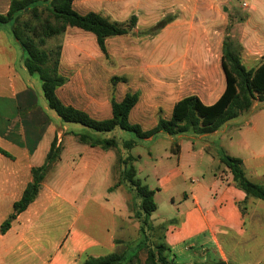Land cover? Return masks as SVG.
Instances as JSON below:
<instances>
[{
	"label": "crops",
	"instance_id": "obj_1",
	"mask_svg": "<svg viewBox=\"0 0 264 264\" xmlns=\"http://www.w3.org/2000/svg\"><path fill=\"white\" fill-rule=\"evenodd\" d=\"M74 2L75 0V9ZM94 2H99L100 7L84 13L75 10L80 14L98 13L117 23H126L131 16L136 17L135 28L128 35L107 39L106 49L109 40L129 36L136 28L155 26L167 16L170 20L162 28L165 32L151 37L154 41L150 39L148 53H156L159 49L164 53H192L195 48L213 53L211 59L208 58V64L203 63L196 69H191L185 63L176 68L180 75L179 80L167 85L162 91H153L147 94L148 97L140 91L132 92L139 94V100L130 111L128 119L130 123L140 127L147 122L153 124V128L157 123L156 119L170 118L174 104L186 96L195 95L206 106L218 100L225 89L221 57L226 35L240 44V62L246 70H255L264 61L263 2L258 5L259 13L255 6H251L250 15L240 19L234 17L223 39L214 40L211 36L202 35L195 41V46L190 44L194 42L189 29L193 23H183L184 19L180 15L183 13L184 17L189 18V11L205 10L209 7L214 10L211 3L206 5L200 0ZM227 16L231 19L229 13ZM179 22L183 24L178 25ZM172 31L174 32L171 34ZM169 33L172 42L179 40L181 44H167L164 47L160 45L158 49V41L168 42ZM185 33L188 35L186 40ZM2 39L7 40V34L0 35V40ZM11 40L14 43L12 37ZM26 74L29 75L24 65L18 67V70L11 64L0 65V150L10 155L6 157L0 153V226L12 213L13 203L21 198L26 185L31 181V169L43 164L50 143L55 137L57 143L62 141V150L60 160L53 165L54 176L57 185L63 188L60 194L55 192L46 211L37 209L38 193L28 208L11 222L9 229L4 234L0 233V264H81L86 257L99 258L111 254L125 241L127 233L123 226L128 215L126 200L121 195L119 186L114 187L119 181V175L116 178L113 172V183L107 188L109 195L113 192L117 194L109 198L112 208L106 211L110 214L111 222L108 227L105 226V231L100 236H94L75 226L80 210L77 209L78 199L74 196L71 184L72 180L83 176L84 171H93L102 165L107 170L116 167L121 144L118 142L119 149L109 150L81 144L73 133H82V129L67 127L51 115H47L51 123L63 125L62 136L51 124L46 131L39 134L34 124L31 129L33 137H37L36 141H32L29 134L26 138L25 135L22 136L25 140L17 137V133H13V126H17L13 123L16 115H21L20 107L23 106L32 115L38 114L34 102L36 95L32 93L30 77ZM66 83L56 90L64 105L82 110L95 120L111 117L110 99L97 101L90 95L91 99H84L85 102L81 105L63 100L59 91ZM47 109L46 106L45 110ZM42 112L44 114L45 111ZM68 129L73 131L67 132ZM219 134H222L221 138L226 136L229 147H237L236 154L227 153L242 161L246 178L264 188V102L255 101L248 113L238 116L212 134L197 137L196 141L203 144L183 141L185 136L177 137L179 152L176 170L166 172L165 169L166 174L157 179L158 188L154 190L148 187L154 191L155 200L157 195L168 194L187 180L190 183L188 194L182 195L175 214L171 216L176 218L163 228V243L168 249L165 254L172 264H264V210L256 203L258 199L246 196L235 186L231 174L220 163L215 151L208 146L207 136ZM44 135L48 139L45 150L40 153L39 147ZM169 139L175 142V137ZM167 148L169 145L163 148L162 154H150L155 168H163L164 161L170 158ZM68 157L72 162L65 160ZM65 196H74L69 207L62 204L66 200ZM170 204H175L173 197H170ZM66 218L72 220L67 223L64 221ZM152 221L163 226L159 220ZM62 227L65 229L62 230Z\"/></svg>",
	"mask_w": 264,
	"mask_h": 264
},
{
	"label": "rangeland",
	"instance_id": "obj_2",
	"mask_svg": "<svg viewBox=\"0 0 264 264\" xmlns=\"http://www.w3.org/2000/svg\"><path fill=\"white\" fill-rule=\"evenodd\" d=\"M200 1L205 2L206 5L207 3H211L214 10L209 7L205 10L189 11V18L184 17L183 13L180 15V17L184 19L183 23L187 21L193 23V26H191L192 28H189L191 38H194V42L190 43L193 44V46H195V41L200 39L202 35L211 36L214 40L218 38L223 39L224 35L227 34L230 24L233 23L234 17L240 19L250 15L251 6H255L257 13H259L260 6L258 7V5L262 2L264 3V0ZM9 2L10 0H0V13H6ZM243 2L249 7L244 8L242 6ZM74 6L77 11L84 13L89 9L99 8L100 4L99 2L96 4L94 0H75ZM227 13L231 15V19L227 16ZM225 21L226 24L224 23ZM183 23L179 22L178 25H182ZM153 27L154 26L150 28L146 27L145 29H142V27L136 28L129 36L109 40L107 43V59L100 53L93 35L75 28H68L62 36L47 40V43L43 46L45 49L52 48L57 44H60L62 47L60 74L65 77L68 82L60 89V97L63 100L80 105L85 102L84 99L90 100L91 96L97 101H109L111 97H115L117 101L123 97L125 93L140 91L141 94L148 97L147 94L153 91H157L158 89L162 91L167 85L177 83L180 75L176 68H179L182 64L185 63V65L189 66L191 69H196L197 66L203 63L208 64L207 61L208 58L211 59L212 52L207 53L205 50L198 51L197 48H195L192 53H164V51L160 50V45L164 47V45L167 44L172 45L174 43L175 46L181 44L179 40L172 42L171 34L174 31H172L171 34L169 33L167 38L169 39L168 42L163 40L161 42L158 41L157 46L159 50H157L156 53H148V43L150 39L153 40L151 37L165 32L161 29L155 35L147 34V30ZM10 32L11 24H0V35L3 34L6 36L7 34V40H0V65L3 66L5 63L11 64L18 70V67L23 65L24 54L22 56L23 52L12 42ZM184 37L186 40L188 35L185 33ZM114 76L124 77L126 79L125 84L118 82L115 87H112L110 79ZM27 77H30V88L32 93L36 95V100L34 99V102H36L35 108H37L36 112L38 114L32 115L31 113H27L26 108H23V106L20 107L21 115H16V120H14L13 124H16L17 127L13 126V133L16 132L17 137H20V139L23 135H25L26 138L29 134L32 136L30 139L36 141L37 137H33L34 133L31 129L34 124L39 134L46 131L49 124H51L58 133L61 132L60 135L62 136V132L64 131H62L61 127L63 125H55L48 120L49 117L47 115L54 117H56V115L49 109L45 110L46 103L41 92V84L38 77L36 75H27ZM42 110L45 111L44 114ZM66 125L67 127L85 131V128L76 124ZM152 126L153 124L147 122L141 125L143 130H149ZM71 131L73 130H67V132ZM97 135L105 139L114 138L119 144H121L122 141L128 140L137 142L129 152L120 150V156L124 158L126 155H131L135 158L134 163H132L136 172L135 178L143 186L155 190L158 188V178L165 175L168 171L171 172L176 170L178 155L174 154L172 149L174 148V143H178V138H175V142H173L169 139V136L159 133L152 140H137L133 134L117 129L112 132L99 133ZM221 135L222 134L207 136L208 146H210L215 153L217 150L227 155H229L227 151L231 154H236L237 147L235 145L229 147L226 136L221 138ZM190 137L192 136H185L182 139L188 143L199 142L196 141L197 137ZM22 139L25 140L24 138ZM47 139L48 136L46 138V135H44L42 144L39 147L40 153L45 150ZM199 143L203 144L202 142ZM167 145H169L167 152L170 154V158L164 161L163 168H155L150 154H162L164 152L163 148ZM57 146L62 149V141L57 143ZM65 160L67 162H72V159L69 157L65 158ZM52 167L53 168L46 174L39 190V202L37 201V209L39 210L42 209L46 211L55 192L60 194L63 188L57 185L55 180L56 176H54V166ZM203 168H205L204 165ZM121 171V164H116V167H112V169L109 170L105 168V165H102L93 171H84L83 176H79L78 180H72L73 184H71V188L74 191V196L78 199L76 202L77 209L80 210L75 221V226L78 229L87 231L94 236H100L102 232L105 231V226H109L108 224L111 222V219L106 209L111 210L112 207L109 198L112 196L114 197L117 192H113L112 195H109L107 193V188L113 183V172L117 178ZM200 175L203 174L200 173ZM191 176H193V174H191ZM86 177L88 178L86 179ZM189 185L190 183L187 180L185 184L177 186L174 191L168 194L161 193L157 195L154 200L157 209L152 213V220L161 221L164 227L171 223L170 221L176 218L175 216L174 218L171 216L175 212L178 202L182 200V195L184 193L188 194ZM118 189L126 200V212L128 215L123 225L126 227L127 231L125 241H122L121 246L116 251L124 255L126 260L131 258L132 255H135L132 264H145L147 244L138 251L134 250L135 248L137 249V245H139L140 241L143 239L139 230L140 224L136 219L139 201L135 197V194L125 184L119 183ZM69 190L71 189L69 188ZM74 196H65L66 200L62 204L69 207V205H71L70 201H73L72 197ZM170 197L174 198V205L170 204ZM256 203L261 205L263 211L264 204L259 200H256ZM70 220L72 219L66 218L64 221L68 223ZM152 220V224L158 226L154 224ZM248 226H250L249 223ZM64 227H62V230L65 229ZM160 235L161 231H157V233L151 235L149 237L150 242L153 244L155 240L158 241L156 238H159Z\"/></svg>",
	"mask_w": 264,
	"mask_h": 264
},
{
	"label": "trees",
	"instance_id": "obj_3",
	"mask_svg": "<svg viewBox=\"0 0 264 264\" xmlns=\"http://www.w3.org/2000/svg\"><path fill=\"white\" fill-rule=\"evenodd\" d=\"M73 1L10 0L6 13H0V24H11L14 44L24 53V68L30 76L38 77L47 108L62 124H76L85 128L82 133H73L79 143L102 150L117 149L118 142L114 138L105 139L97 135L116 129L133 134L137 140H152L159 133L175 138L205 136L238 116L248 113L255 101L264 102V61L255 70H246L240 62L242 50L240 44L236 39L226 35L223 39L221 57L225 89L218 100L210 106L204 105L195 95L186 96L174 104L170 118H159L153 128L144 131L140 125L132 124L128 119L130 111L139 100L138 93H127L119 102L111 97V117L105 120H95L82 110L64 105L56 94V90L66 83V78L60 74L62 47L57 44L45 49L43 46L46 41L62 36L68 28H75L93 35L100 53L107 59L106 40L128 35L136 26L134 16L126 23H117L94 12L80 14L73 8ZM169 20L162 19L152 29L147 30V34L155 35ZM118 82L125 83L126 79L115 76L110 79L112 87ZM136 143L134 140L122 141L120 150L128 152ZM173 147L174 154H178L177 142ZM61 150L55 137L50 143L43 164L31 169V181L26 185L21 198L13 203L12 213L1 224V234H4L16 216L25 211L36 199L46 174L60 160ZM120 150L117 162L122 165V171L114 187L119 186V183L125 184L139 201L136 219L140 224L139 230L143 239L134 250L138 251L147 244L145 264H172L165 254L168 249L163 243L164 226H154L151 222V215L156 211L154 191L136 180V172L132 165L135 159L130 155L123 158L120 156ZM0 153L10 157L4 151L0 150ZM216 155L231 174L235 186L246 196L264 203V188L246 178L242 161L217 150ZM157 231H161V235L156 238L158 241L154 239L152 244L149 237ZM134 257L135 255H132L126 260L124 255L115 251L99 258L86 257L81 264H132Z\"/></svg>",
	"mask_w": 264,
	"mask_h": 264
},
{
	"label": "built area",
	"instance_id": "obj_4",
	"mask_svg": "<svg viewBox=\"0 0 264 264\" xmlns=\"http://www.w3.org/2000/svg\"><path fill=\"white\" fill-rule=\"evenodd\" d=\"M242 6H243L244 8H248V5H247L245 2L242 3Z\"/></svg>",
	"mask_w": 264,
	"mask_h": 264
}]
</instances>
